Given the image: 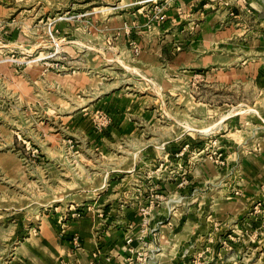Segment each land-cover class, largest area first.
<instances>
[{
	"label": "rangeland",
	"instance_id": "1",
	"mask_svg": "<svg viewBox=\"0 0 264 264\" xmlns=\"http://www.w3.org/2000/svg\"><path fill=\"white\" fill-rule=\"evenodd\" d=\"M142 1L0 0V264L39 261L42 253L54 258L75 221L70 213L88 210L81 189L89 175L75 165L79 157L93 156L97 166L90 171L89 181L103 178L106 158L97 141L112 123L107 99L112 94L140 98L127 99L122 106L141 114L136 117L139 127L148 129L145 141L153 136L154 142H162L187 131L192 142L191 167L195 157L208 159L201 170L219 176L198 185L189 177L193 179L195 169L182 170L180 188L187 192L167 199L172 210L184 203V196L195 202L200 194L212 192L215 197L221 189L225 195L239 196L244 177L254 173L244 163L245 157L253 156L246 131L245 136L239 131L251 127L248 131L253 136L256 124L259 137L264 128V0H254L252 5L243 1V6L218 0L207 7L188 2V31L195 38L189 47L209 52L199 65L216 62V67L224 69L177 70L169 67V56L163 55L159 57L161 73L137 70L116 49L115 39L126 35L133 58L143 53L139 38L132 37L139 25L118 20L147 2ZM165 1L143 5L149 11L144 26L148 31L170 19ZM205 10L213 20L203 30L207 36L200 35L198 40ZM113 17L117 20L112 21ZM135 46L140 48L138 54ZM179 49L183 50L182 45ZM247 99L259 102L248 104ZM209 105L219 106L221 112L200 121ZM201 143L205 145L199 151ZM257 150L260 147L254 152L257 158H264ZM154 198L153 210L161 201L158 195ZM212 225L214 230L205 237L212 239L210 245L202 239V245L193 241L184 249L189 248L186 255L191 264H264V200L228 226L220 221ZM141 262L145 261L136 259L134 264Z\"/></svg>",
	"mask_w": 264,
	"mask_h": 264
},
{
	"label": "crops",
	"instance_id": "2",
	"mask_svg": "<svg viewBox=\"0 0 264 264\" xmlns=\"http://www.w3.org/2000/svg\"><path fill=\"white\" fill-rule=\"evenodd\" d=\"M146 1L142 2H155V0ZM194 1L200 2L196 6L203 5V7L214 6L218 3V0ZM233 1L242 6L243 1L249 5L255 2L254 0ZM165 2L170 19L157 23L154 30L148 31L144 27L149 13L146 10L147 7L143 6L145 3L138 5L140 9L134 13L133 11L123 13L124 19H121L123 16H120L119 21L126 20L139 25L133 29L132 37H138L143 46L141 56L133 58L127 45L129 38L127 39L126 35L117 37L115 43L118 44L116 49L120 56L126 57L128 62L136 65L135 68L139 71L148 70L161 73L159 57L163 55L165 57L169 56V67L171 66V68L177 70L192 67L201 70L208 68L209 70L210 66L216 67V62L202 61V64L199 65L201 57L203 60L209 52L205 53L203 51L202 53L189 47L195 41V38L192 39L189 34V18H186V15L190 12L187 4L193 1L166 0ZM206 13H208V10H205L206 18L201 23V31L199 30L196 35L198 40L200 35L207 36V33L203 30L204 28L207 29L213 20L212 14ZM135 19L137 20L133 21ZM114 20H117L116 17H113L112 21ZM217 32L220 36H223L220 30ZM180 45H182L183 50L177 51ZM198 51L197 55L195 52ZM215 52V54H223V51ZM215 69H219L221 72L224 68L216 67ZM249 74H252L251 71ZM107 99L110 100L112 106L110 109L112 123L103 134H98L100 138L97 141L98 144L103 145L104 150L102 153H105L104 167L106 172H103L104 175L100 172L103 175L101 181L91 182L89 181L92 178L90 176L92 172L90 171H94L97 166L94 157L88 155L87 159L79 157V164L75 165L82 171L83 168L86 169L85 174L89 175L86 176L88 177V183H85L83 189H81L82 192H85L83 193L85 197H82L83 204L89 206V210L84 216L72 222L73 224L68 228L69 235L66 239L60 241V252L54 258H49L46 253H42L39 261L33 260L26 264H60L62 260L67 261L69 264H90L93 254L97 251L99 255L96 264H134L136 254L131 253V247L136 252L142 253L156 250L152 259L144 263L141 262L142 264H191V259L186 255L189 248L187 251L184 249L188 247L189 243L192 246L193 241L196 245L198 243L202 245V239L206 240L205 244L210 245L212 239L208 240L205 237H207L209 230L211 232L214 230L213 221H220L221 226H228L231 222L236 221L238 217L250 211L255 202L264 200V176H262L264 175V158H257L258 155L254 153L256 148L260 147V150L257 151L264 157V128L260 131L259 137L255 134L256 124H253V136L248 131L251 127H248V130L242 129L243 131H239L242 135L246 131L248 150L251 151L253 156L245 157L244 163L254 171L253 174L244 177L243 184H245V187L241 188L242 192L239 196L234 194L225 195L222 189L216 191L221 194L219 193L220 195H215V197H212V192L200 194L195 197V202L192 197L184 196V203L172 210L167 199L181 195V192L185 194L187 192L186 189L180 188L181 181L184 178L182 177V170L184 172L189 170V173H191L192 168L195 169L196 174L193 179L192 176L189 177H191V182L198 185L208 184L213 178L219 176H209L208 173L201 170L208 159L202 158L203 160H200L195 157L197 159L195 160L196 164L191 167L192 142L190 141L191 137L186 134L187 131L162 142L158 139L154 142L153 136L145 141L144 136L145 133L147 134L148 129L139 127L138 121L140 119L136 117L141 114L122 106L125 100L137 101L140 99L139 97L112 94ZM261 100L264 103V99ZM247 101L248 104L259 102L256 99H247ZM201 104L208 105L207 103ZM209 106V108L206 107V116L202 113V118H199L200 121L207 120L209 117L214 118L216 114L221 112L219 106ZM201 109L203 107H200V111ZM218 123L220 124V122ZM152 132L154 133V131ZM98 135L97 133L90 134L94 139ZM229 136L226 138L231 139ZM233 136H239V134ZM260 141L261 143H259ZM258 143L259 145H257ZM241 144L239 143V145ZM198 145L197 150L202 151L205 143ZM89 149L92 151L93 147L90 146ZM93 192L98 195L96 193L92 194ZM155 195H158L161 201H159L155 210L148 215V218H145L141 209L150 203ZM100 200L102 203L99 202ZM253 213L256 214V212ZM252 216L255 215L252 214ZM146 220L149 221L148 229L142 232ZM253 224L257 226L255 223ZM253 224L251 227H255ZM75 233L79 234L82 239V245L79 248L74 247L71 239ZM142 234H144V240L140 237ZM69 237L71 238L69 239ZM129 240L131 241L129 242ZM206 259L208 258L206 257ZM222 263L224 264L223 261ZM230 264H238V262L234 261Z\"/></svg>",
	"mask_w": 264,
	"mask_h": 264
},
{
	"label": "built area",
	"instance_id": "3",
	"mask_svg": "<svg viewBox=\"0 0 264 264\" xmlns=\"http://www.w3.org/2000/svg\"><path fill=\"white\" fill-rule=\"evenodd\" d=\"M58 46V44H56ZM134 52L136 54H138L140 52V48L138 46H135L134 48ZM154 206H155V200L152 199L150 201V203H148L146 206L142 207L141 211L142 213L144 214L145 218H148V215H150V213L153 211L154 209ZM88 210H89V207H88ZM86 208L84 209H75L73 210L70 215L74 218V219H77V218H80L82 216L85 215V213L88 211ZM148 223L149 221L146 220L143 224V230L142 232H145L147 231L148 229ZM141 239L144 240V234L140 235ZM131 240H129L130 242ZM72 242H73V245L75 248H79L81 245H82V239H81V236L77 233H75L73 236H72ZM130 251L131 253L133 254H136V259L139 260V261H148L149 259H152V256L153 255H148V253H145V252H136L135 249H133V247L130 248ZM98 255H99V252H95L93 254V258L92 260H90V264H96V259L98 258ZM60 264H69L67 261H64L62 260L60 262Z\"/></svg>",
	"mask_w": 264,
	"mask_h": 264
}]
</instances>
